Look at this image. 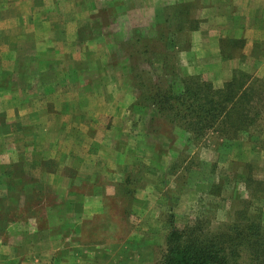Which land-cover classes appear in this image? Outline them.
<instances>
[{"label": "rangeland", "instance_id": "374dc122", "mask_svg": "<svg viewBox=\"0 0 264 264\" xmlns=\"http://www.w3.org/2000/svg\"><path fill=\"white\" fill-rule=\"evenodd\" d=\"M77 1L72 0L68 3L70 8L62 6L59 11L49 7L52 0H0V137L11 132L6 136L7 148L0 144V172L1 162L14 154L13 142L18 134L7 131L10 129L3 121L25 117L18 114L19 108L44 106L45 91L56 97L57 105L52 108L65 105L64 96L80 88L85 95L96 92L99 96L87 95L80 101L84 104L81 107L88 110L82 120L88 125L87 145L96 150L92 154L103 169L97 178L103 192L102 209L86 210L79 222L68 219L64 224L58 204L63 202L66 206V199L45 195L37 178L27 179L25 174L22 180L13 181L18 185L7 187L0 174V229L9 217L24 216L28 207L38 204V225L46 230L48 205L55 209L51 216L53 238L63 231L66 235L72 232V237L77 238L69 242L59 238L50 244L41 240L31 246L23 243L22 254L30 249L34 252L24 257L22 264H163L166 236L173 224L182 226L196 217L206 218L213 225L230 222L234 207L242 208L246 200L251 203L250 211L260 213L264 220V120H256L249 133L233 132L228 136L217 126L205 136L194 138L181 123L160 115L145 99L144 85L150 84L149 77L161 87L171 85L170 91L175 95L181 93L182 81L188 75L199 74L216 86L224 83L221 77L226 74L217 66L196 69L188 65L192 62L191 35L179 26L192 20L186 17L189 11L184 7L166 9V18L161 19L166 22L161 24L156 19L155 32L143 36V43L131 37L133 53L127 55L128 51L118 49L116 43L130 35L110 32L113 28H108L103 38L84 43L85 49L78 44L72 47L78 43L70 32L72 28L81 25L77 36L87 40L92 33L88 29L101 23L89 17L76 20ZM245 43L243 38L222 41L231 56L240 53ZM262 45L260 49L264 50ZM80 51L88 55V61L81 60L82 66H78L83 68L84 82L68 84L62 81L63 71L78 59L75 55ZM246 58L242 53L240 61ZM111 62L112 67H107ZM247 69L236 68L230 76L236 70H244L264 80V61ZM73 97L66 100V105H78ZM97 111L101 114L95 118ZM62 116L56 117L63 120ZM64 116L74 122L72 116ZM46 117L42 113L39 119L44 123ZM50 119L54 120L55 115ZM126 125L129 128L124 130ZM118 164L119 172L115 168ZM15 171L17 175L24 172L21 167ZM82 186L85 192L88 187L93 191L89 181ZM107 190L111 191L108 195L104 194ZM22 229L29 233L35 226L30 223ZM52 245L61 247L53 258L45 251L37 255L36 261L35 249L50 251Z\"/></svg>", "mask_w": 264, "mask_h": 264}, {"label": "crops", "instance_id": "0c3cea01", "mask_svg": "<svg viewBox=\"0 0 264 264\" xmlns=\"http://www.w3.org/2000/svg\"><path fill=\"white\" fill-rule=\"evenodd\" d=\"M71 2L72 0H52L49 7H56L60 11L62 6L67 9L69 7L68 3ZM77 6L76 20L80 21L82 18L89 17L90 20H100L101 23L88 29L92 33H90V38H87V40L77 36L81 32V25L72 28L70 32L78 42L73 43L72 47H76V44H78L83 45L85 49L84 43L103 38L108 33V28H113L110 32L124 36L130 35V38H123L124 40L120 44H116L119 47L118 49L126 50L128 51L127 55H131L133 52L129 41L132 36L137 37L136 39L143 43V36L155 32L156 19L161 24L166 22V20L164 22L161 20L166 18V9L169 7H184L186 11H189L186 17L192 19L188 25L182 24L179 26V29L185 27L191 35L192 45L189 50V60L192 59V62L188 63V65L191 64L189 67L198 69L203 65L208 67L217 66L222 74H226L225 77H221L222 81L226 82L231 79L230 75L234 69L248 70V66H255L259 61L260 63L264 61V50L260 49L263 47L262 43H264V0H78ZM199 20H201L200 23ZM227 38L246 39V43L241 48L242 51L234 56L227 54V48L222 44V41ZM242 53L247 56L243 62L240 61ZM86 54L87 52L83 53L81 51L76 53L75 56L78 59L75 57L76 61H72V64H69L65 71L62 70L64 73L62 81H66L68 84L70 82H76L77 84L78 82L79 84L84 82L82 77L83 68L81 70L78 66L81 64V60L88 61L85 59L88 57ZM71 58H73V53L70 55ZM200 59H207V62L200 61ZM193 61H196V64L193 65ZM106 66L112 67V62L107 63ZM47 68L49 69V67ZM160 69H162V65ZM71 73L72 75H70ZM75 77L77 79L72 80ZM4 82L5 79H3ZM78 87L80 88V85ZM72 92L73 94L64 96L63 102H65V105L62 103L60 107L54 106L52 108L53 105H57L56 100L54 101L56 97L54 94H50V91H45L46 104L44 106H22L17 112L22 116L24 114L25 117L17 116L14 121L7 120L10 125L6 120L3 121L10 129L7 131H16L14 134L18 133L15 143L13 142V156L7 155L1 162L3 167H1L0 174L4 175L3 183L7 182V187L9 184L16 186L18 184L13 183V181L15 179L22 180L24 174L26 178H37L35 180L37 184H40L45 195L48 193L49 195L54 194L61 201L67 200L66 206L63 202L58 204L64 224L67 223L68 219H75L76 223L79 222V217L83 218L86 214L83 212L86 210L102 209L100 198L103 195L97 183L98 175L103 172V169L98 164V158H95L92 154L96 153V150L87 145L86 130L88 125L82 121L88 110L81 107L84 104L80 100L87 98L88 94L85 95L81 88ZM72 95L78 101L76 106L72 105L73 103L66 105V100L72 99ZM89 95L99 97L96 92ZM100 112H96L95 118L101 114ZM42 113L47 115V121L44 123L39 119ZM51 115H55L54 120L50 119ZM58 115H63V120H58L56 117ZM64 115L72 116L74 122H71ZM123 127L125 128V126ZM105 128L109 129L107 125H105ZM127 128H129V125H126L124 130H127ZM10 134L11 132L0 137V144H3L6 148V136ZM16 167H21L24 171L22 175L15 174ZM119 167L120 164L115 166L118 172ZM87 181H89V185H92V192L89 187L86 192L83 191L85 188L82 185ZM6 192L8 196L10 189L7 188ZM110 192V190H107L104 194L108 195ZM20 206H24V204ZM39 206L38 204L31 205V207H28L30 210L24 216L9 217L3 222L0 229V264H17V260L19 264H22L24 257L32 255L34 251L31 249L29 253L22 254L21 247L23 243L31 246L32 244H39L41 240H46V243L50 244L51 241H56L55 239L59 238L68 242L77 241L75 236L72 237V232L66 235L63 231L55 238L51 235L50 231L53 229L51 216L55 210L53 209L54 206L47 205L45 207L48 215L47 228L41 230L36 216ZM14 209L18 210V207ZM30 223L35 226V229H31L29 233H24L22 231L23 225H30ZM51 247L52 250L50 251L41 250L39 252L35 249V252H38L33 257L37 261L39 255H43L45 251H48L51 255H49V258H53L55 252L61 247L54 245ZM62 251L65 253V247H62ZM68 257L71 256L68 255Z\"/></svg>", "mask_w": 264, "mask_h": 264}, {"label": "trees", "instance_id": "16d2710c", "mask_svg": "<svg viewBox=\"0 0 264 264\" xmlns=\"http://www.w3.org/2000/svg\"><path fill=\"white\" fill-rule=\"evenodd\" d=\"M149 79L145 99L194 138L217 126L228 136L249 133L256 120H264V80L244 70H236L220 86L199 74L188 75L178 95L170 91L171 85L164 88ZM250 207L246 200L242 208L234 207L232 221L219 225L203 217L182 226L173 224L166 236L163 264H264V220Z\"/></svg>", "mask_w": 264, "mask_h": 264}]
</instances>
